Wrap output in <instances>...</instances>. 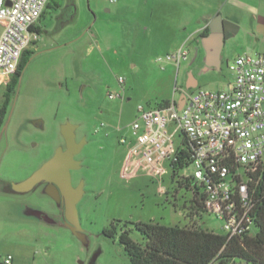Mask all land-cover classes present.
I'll use <instances>...</instances> for the list:
<instances>
[{"label":"rangeland","instance_id":"obj_1","mask_svg":"<svg viewBox=\"0 0 264 264\" xmlns=\"http://www.w3.org/2000/svg\"><path fill=\"white\" fill-rule=\"evenodd\" d=\"M119 1L53 0L40 19L39 38L29 48L0 132V264L8 255L11 264H131L118 236L104 233L113 223H128L139 243L145 238L132 222L224 233L216 214L198 210L195 200L200 197L185 180L192 168L178 175L169 172L160 181L144 174L123 179L125 147L119 137L139 105L157 107L179 100L191 74L200 88L228 89L235 78L229 64L239 55L264 53V4L249 0L248 6L242 5L249 10L226 0L216 5L225 20L239 26L226 40L217 69L207 67L205 50L193 41L197 18L186 21L187 30L156 31L150 6L139 0ZM182 44L190 54L179 68L174 61L157 60ZM6 92L7 86L0 91V109ZM109 92L121 96L110 99ZM67 122L78 124L89 139L81 155L86 167L75 178V183L84 180L77 212L85 241L64 224L60 206L41 188L26 194L12 191L13 183L54 156ZM102 122L107 130L95 133ZM33 211L54 222L47 223Z\"/></svg>","mask_w":264,"mask_h":264},{"label":"built area","instance_id":"obj_2","mask_svg":"<svg viewBox=\"0 0 264 264\" xmlns=\"http://www.w3.org/2000/svg\"><path fill=\"white\" fill-rule=\"evenodd\" d=\"M50 1L0 0V91L16 74L23 53L38 40L36 28ZM188 56L189 50L180 48L157 60L179 67ZM229 69L235 78L226 90L181 89V106L178 100L157 107L139 105L119 137L125 147L121 177L127 180L144 174L160 181L174 174L178 152H186L189 165L180 173L192 168L185 179L198 188L205 210L222 221L228 240L242 237L255 224L249 184L264 166V53L239 55ZM118 81L122 84L124 78ZM106 126L102 122L97 129ZM12 260L8 255L5 264Z\"/></svg>","mask_w":264,"mask_h":264},{"label":"trees","instance_id":"obj_3","mask_svg":"<svg viewBox=\"0 0 264 264\" xmlns=\"http://www.w3.org/2000/svg\"><path fill=\"white\" fill-rule=\"evenodd\" d=\"M52 4L53 0L48 3L45 11ZM36 29L41 32L39 26ZM30 53V49L23 53L16 74L7 85L5 101L0 109V129L8 113L11 94L18 84ZM169 102H163L159 106ZM178 154H180L179 160L173 165L174 175H178L189 165L186 160L189 155L184 151H179ZM185 180L187 184H191L188 178ZM249 185L255 203L253 212L255 224L252 230L242 237L228 240L224 233L198 227L141 221L132 224L144 236L145 241L142 243L131 237L128 223L121 226L113 223L104 230V233L112 238L118 236L130 257L131 264H239V262L264 264V166L259 168ZM194 189L196 193L198 188ZM195 201L198 210L206 212L203 202L197 199Z\"/></svg>","mask_w":264,"mask_h":264},{"label":"water","instance_id":"obj_4","mask_svg":"<svg viewBox=\"0 0 264 264\" xmlns=\"http://www.w3.org/2000/svg\"><path fill=\"white\" fill-rule=\"evenodd\" d=\"M239 30V26L225 20L218 15L214 18L210 25V32L202 37V45L206 51L207 67L221 68V53L225 42L228 38L234 36ZM196 86H187L193 88ZM184 96L179 101V106L183 104ZM78 124L70 122L62 126V134L66 140V149L58 148L52 158L45 162L38 170L23 181L12 184L14 192H27L35 186L50 182H55L56 185H51V190H46L53 199H55L62 210L64 224L68 226L74 234L81 240L85 241V235L81 228L79 216L77 212V203L83 195L82 184L75 188L72 184L71 170L79 168V161L74 157L83 147L82 143L75 141V130ZM62 191V199L60 195ZM62 202V203H61ZM62 205V206H61ZM31 214L43 218L46 222L53 223L54 221L41 211H33Z\"/></svg>","mask_w":264,"mask_h":264},{"label":"crops","instance_id":"obj_5","mask_svg":"<svg viewBox=\"0 0 264 264\" xmlns=\"http://www.w3.org/2000/svg\"><path fill=\"white\" fill-rule=\"evenodd\" d=\"M124 1L129 4L131 2V0H124ZM139 1H140L139 3L142 5L150 6V14L153 18V26L156 31H162L163 29H167V30L170 29L171 31L173 30L175 33V31L177 30L180 31V29L187 30V27L185 26L186 21H189V19L192 17L197 18L199 25L196 26L192 31L193 41L195 42V44H197V46L199 44L202 45V37L210 32V25L213 22L214 18L218 15H221L220 11L217 10L218 6L216 5L220 4L219 2H221L222 0H139ZM253 1H254L253 3L257 4L258 6L264 4V0H257V2L256 0ZM225 2L226 4L230 2L229 3L230 5L237 6L239 7V9H246V7H242V5L248 6L252 1L249 2V0H226ZM119 3H121V0L119 1ZM221 17L225 19L222 15ZM38 26L40 27V21ZM180 48H186V47L184 44H182L177 50H179ZM200 51L201 49L199 50L197 49L196 53L198 52L199 55ZM204 59L206 60V58ZM221 60H222V55H221ZM187 80H189L187 86H196V87L187 88L186 86L185 89L193 90L199 87L198 80L192 74L190 75V77L187 78ZM180 95L181 96L178 102L182 99L183 96L182 93ZM120 127L121 126H116L115 129L117 130ZM107 128H108V124L104 129L101 130H107ZM46 195L51 197L47 193Z\"/></svg>","mask_w":264,"mask_h":264},{"label":"flooded vegetation","instance_id":"obj_6","mask_svg":"<svg viewBox=\"0 0 264 264\" xmlns=\"http://www.w3.org/2000/svg\"><path fill=\"white\" fill-rule=\"evenodd\" d=\"M198 55V53H196V56ZM210 68H215V67H210ZM189 82V80H186V86H187V83ZM7 115V114H6ZM5 119H6V116H5ZM5 119H4V123L0 129V132L1 130L5 127ZM98 132H101V130H98L97 127L95 128V133H98ZM63 135V134H62ZM75 141L77 143H82L83 144V147L81 148L80 152L78 154L75 155V159L79 161V168L77 169H73L71 170V177H72V184L75 188H78L79 184L82 183V185L84 184V180L81 179V177L76 181L75 183V178L77 177L78 175V171L82 170L83 167H86L83 163V160L81 159V155H82V152L84 150V148L88 145L89 143V139H88V136L81 132L80 131V127L78 126V128L75 130ZM61 148L63 149H66V140H65V137L63 136V144L60 146ZM88 167V166H87ZM55 182H52V184L50 182H46V183H42V184H39L37 186H35L32 190L30 191H33V190H36L38 188H41L45 193H46V190H51V185H54ZM57 189L59 190V187L57 186V184H55ZM13 191V190H12ZM30 191H27V192H30ZM14 192V191H13ZM27 192H15V193H19V194H26ZM60 195H61V200L63 202V197H62V191L60 190ZM55 200V199H54ZM56 201V200H55ZM57 202V201H56ZM61 202V203H62ZM62 206V205H61Z\"/></svg>","mask_w":264,"mask_h":264}]
</instances>
